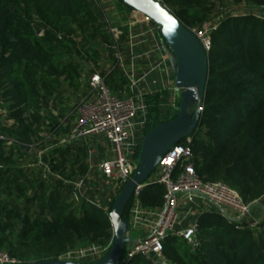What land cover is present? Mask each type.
<instances>
[{
    "label": "trees",
    "instance_id": "1",
    "mask_svg": "<svg viewBox=\"0 0 264 264\" xmlns=\"http://www.w3.org/2000/svg\"><path fill=\"white\" fill-rule=\"evenodd\" d=\"M161 1L189 29L210 22L224 1L251 8L211 23L203 110L188 137L197 175L226 183L251 206L264 196V16L252 11H263L264 0ZM114 3L119 11L131 9L122 0ZM101 10L90 0H0V110L6 114L0 115V251L18 262L57 260L82 243L110 246L113 237L109 213L115 197L106 208L77 200L64 179L44 177L29 163L36 161L33 148L44 147L48 135L60 133L47 102L70 110L64 104V84L77 88L83 65L97 64L105 49L114 46ZM103 75L110 87L120 90L127 83L117 70ZM166 94L146 95L143 135L175 117L180 99L176 97L175 110L163 114ZM185 143L187 138L178 144ZM53 144L42 153L53 172L65 175L69 168V179L76 170L87 169L82 141ZM164 193L163 185L152 184L138 199L142 207L156 209L163 205ZM133 200L123 209L124 219L130 218ZM194 238L192 246L169 234L163 240L164 257L173 264H264V215L248 225L209 207L197 216ZM120 264L151 262L136 254L121 258Z\"/></svg>",
    "mask_w": 264,
    "mask_h": 264
},
{
    "label": "built area",
    "instance_id": "2",
    "mask_svg": "<svg viewBox=\"0 0 264 264\" xmlns=\"http://www.w3.org/2000/svg\"><path fill=\"white\" fill-rule=\"evenodd\" d=\"M97 1L113 38V48L118 50L115 57L119 62L123 59L120 37L126 36L124 44L127 43L125 45L128 48L129 62L120 66L123 77L127 80L130 95L124 96L121 90L113 92L105 80V75L100 72L92 73L88 78V93L76 107V119L64 142L82 141L86 146L87 156L91 157L96 155L97 140L103 139L106 143L103 149L104 156L95 165L89 162L87 172L97 171L100 177L107 183H112L114 189L119 192L138 166L137 153L140 150L146 123V95L169 91L173 96L171 105L175 110L173 102L178 96V89L174 85V71L169 61L170 50H164L162 39L157 37L158 27L146 16L129 9V18L124 24L127 27L125 34L123 26L115 22L116 13L107 12L103 0ZM109 1L111 11H114V0ZM211 29L210 22L205 23L202 28L190 29L207 53L211 47L209 35ZM142 46L144 48L140 49ZM138 68L142 69L140 75L137 74ZM152 73H157V77L149 82L146 78ZM151 85L157 88L152 89ZM202 110L203 107L201 112ZM190 143L191 139L187 138V143L172 146L157 165L154 174L135 188L128 220V236L131 229L137 228H141L144 234L126 249L122 261L142 254L151 264H173L163 255V240L174 233L195 246L196 219L200 211L215 207L222 215L226 212L230 217L236 218L247 210L248 205L243 202L236 190L222 181H204L197 175L191 161L193 152ZM42 153L44 151H37L36 161L31 166L41 168L44 177H50L52 170L50 164L42 159ZM93 166L96 168L93 169ZM87 175L75 180L64 179V182L71 186L75 199H85L101 206L84 193ZM55 176L62 179L56 174ZM152 184L163 185L164 202L160 208L147 209L141 206L138 197L143 188ZM108 249L109 246L106 245L98 250L76 254L71 250L60 259L94 261ZM9 262L18 261L0 251V264Z\"/></svg>",
    "mask_w": 264,
    "mask_h": 264
},
{
    "label": "water",
    "instance_id": "3",
    "mask_svg": "<svg viewBox=\"0 0 264 264\" xmlns=\"http://www.w3.org/2000/svg\"><path fill=\"white\" fill-rule=\"evenodd\" d=\"M122 1L158 27L164 50H170L174 85L180 99L177 113L171 120L155 125L142 137L138 166L115 196L109 213L113 237L105 254L94 261L57 259L4 264H120L126 244L134 242L128 236L129 221L122 216L125 205L133 196L135 188L150 178L170 148L188 138L200 123L209 64L208 54L202 43L161 0ZM34 30L37 35L41 34V29L37 26H34ZM223 216L230 221H239L226 212Z\"/></svg>",
    "mask_w": 264,
    "mask_h": 264
},
{
    "label": "rangeland",
    "instance_id": "4",
    "mask_svg": "<svg viewBox=\"0 0 264 264\" xmlns=\"http://www.w3.org/2000/svg\"><path fill=\"white\" fill-rule=\"evenodd\" d=\"M103 3H104V6H105L107 12L116 13L115 17H118L120 15L119 13H117L115 11H111L112 8L110 7V1L109 0L108 1L103 0ZM248 10H251V8L245 6V4H243V3L242 4H235L232 1H224L222 5H220V6L217 5V7L215 8L214 13L211 16L210 23H216L222 15L246 13V12H249ZM252 11L255 14L259 13L258 10H252ZM259 14L264 15V12H260ZM120 50L122 51L121 52L122 53L121 55L123 57L122 61L119 62V60L115 57L116 53L118 52V50L115 49V47L114 48H107V49H105L104 53L102 54V58H101L100 62H98L97 64H85V65H83V67L81 69L80 85L77 88L69 87L66 83L64 84V104L67 105V107H69L70 110L65 111V109H63V106H61L57 103H54L52 101L47 102V104H46L47 111L52 113L58 119L59 123L61 124L60 133L59 134L52 133L51 135H48L49 137L44 141L45 142V144L43 145L44 147H40L39 149L33 148L35 154L37 153L38 150L48 152L55 145V144H53L55 142L57 145H61V146L64 145L65 143H68L67 141L64 142V140L67 139L68 132L72 128L73 123L76 119V107H77L78 103L88 93V78H89V76L94 72H100L102 75H103V73L106 75H110L113 70L114 71L117 70L120 73V70L122 68L120 65L121 64H123V65L127 64V62H128L127 58L129 57L128 48L126 47V45L121 44ZM126 59H127V61H126ZM169 59H170V57H169ZM91 71H93V72H91ZM110 84L108 83V85H110ZM111 88H112L113 92H115V93L119 91V89H116L115 85L112 86ZM121 91H122V94L124 96L130 95L129 90H127L126 87L122 88ZM172 101H173V96L169 92H167L166 96L163 99V103L161 105V107L163 108L162 109L163 114H165V110L166 111L167 110L173 111V108L171 105ZM173 103H175V102H173ZM0 105H3L1 99H0ZM175 107H176V105H175ZM0 115L2 118H6L5 112H3L1 110H0ZM97 141H98V149L96 151V155L91 156V157L87 156L83 160V162H86V165H87V169L83 173H78L76 170L75 174H73L69 179H66L65 176H67V173H71L69 168H66L65 169V175H60L59 173L52 171V174H50L49 176L51 178L57 179V177L55 176V174H56V175L60 176L62 179L69 181V180H75L76 178H79V177H84L88 174L87 175L88 178L86 179L85 188H84L85 195L87 197H89L90 199L94 200L95 203H98L99 205H101L103 207H108L109 204L111 203L112 198L118 194V191L116 189H114V186L112 183L109 184L106 182V180H104L103 177H100L99 173L97 171H90L89 173L87 172V170L89 169V165H90L89 162H91L92 164L95 165L96 162H98L100 160V158H102L104 156L103 149L106 147V143L104 142L103 139H100ZM85 150H86V146H85ZM137 159H138V157H137ZM28 161L29 160L25 159V158H23L21 160L23 165H27ZM29 163L31 165L34 164L33 161H31V162L29 161ZM34 168H35V171L39 170L42 172L41 168H39V167H34ZM92 168L94 169L96 167L93 166ZM153 174L154 173H152V175ZM263 215H264V196L262 198H260L259 200H257L256 202H254V204H252L251 206H247V210L245 211V213L237 216L236 218H238L239 221H241L243 223H247L248 225H251V224L255 225L256 223L261 221ZM143 234H144V231L141 228H137V229H133V230L131 229L129 232V236L133 240L139 239L141 236H143ZM131 246H132V244L128 243V244H126L125 248L129 249ZM101 247L102 246H100L98 244L82 243V244L78 245L76 248H74L72 251H73V253L76 254V253H80V252H89V251H93V250H98ZM123 259H124V255H122V260Z\"/></svg>",
    "mask_w": 264,
    "mask_h": 264
},
{
    "label": "crops",
    "instance_id": "5",
    "mask_svg": "<svg viewBox=\"0 0 264 264\" xmlns=\"http://www.w3.org/2000/svg\"><path fill=\"white\" fill-rule=\"evenodd\" d=\"M91 2H92V4H93V6L97 9V8H99L100 10H101V7H100V5H99V3H98V1L97 0H90ZM114 5H115V3H114ZM115 10V12H117V13H119L120 15L116 18L115 17V22L118 24V25H122L123 27H122V29L124 30V32H125V34H126V28L127 27H125L124 26V24L128 21L127 19L129 18V15H128V10H121V11H119V10H117V8H116V5H115V8H114ZM101 12H102V10H101ZM116 15V14H115ZM126 19V20H125ZM157 35H158V33H157ZM125 35H124V38H123V40H121V44H124V41H125ZM157 37H159V35L157 36ZM160 38V37H159ZM125 44H127V43H125ZM124 44V45H125ZM144 47L142 46V47H140V49H143ZM140 49H139V51H140ZM128 59V62H129V57L127 58ZM127 59H126V61H127ZM169 61H170V59H169ZM128 62H127V64H128ZM126 63V62H125ZM141 72H142V69L141 68H138V70H137V74L138 75H140L141 74ZM118 75H119V77H123V74H122V71L120 70V73L118 72ZM155 77H157V73H152V74H150L149 76H147V81H149L150 82V80L152 79V78H155ZM124 78V77H123ZM124 87H126L127 88V90H129V88H128V83H126V85L125 86H123L122 88H124ZM122 88L120 89V90H122ZM151 88L153 89V88H157V87H155V86H153V85H151ZM166 92H169V91H166ZM163 103V102H162ZM204 207V206H203Z\"/></svg>",
    "mask_w": 264,
    "mask_h": 264
}]
</instances>
